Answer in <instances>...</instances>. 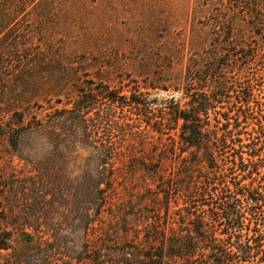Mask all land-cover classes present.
<instances>
[{
  "label": "trees",
  "instance_id": "1",
  "mask_svg": "<svg viewBox=\"0 0 264 264\" xmlns=\"http://www.w3.org/2000/svg\"><path fill=\"white\" fill-rule=\"evenodd\" d=\"M44 1L0 0V57H11L10 66L15 65L12 61L22 62L14 76L24 68L48 63L43 58H13L26 49L15 30L17 22L30 14L25 7ZM214 2L217 11L212 24V55L188 60L181 81L173 84L174 90L180 92L179 98L166 99L159 115L153 112L152 101L140 99L143 93L138 89L123 93L103 80L87 81L75 89L64 81L39 86L36 95L46 100L49 94L53 100L48 101L51 105L44 118L27 121L24 110H8L9 117L0 125V133L12 153L31 164L42 182H65L66 177L54 168L72 158L77 146L91 151L88 159H94V168L88 171L85 225L99 213L98 196L107 203L105 192L114 174L107 161L112 156L107 151L111 145L99 139L97 125L91 122L99 114H107V106L121 110L125 107L137 116V133L145 129L157 133L153 142L158 145H148L150 138H140V145L151 146L149 157L145 153L131 154L133 170L137 169L144 179L143 191L118 217L120 238L136 243L126 255L134 262L120 264H264V156L260 153L264 147L239 145L243 141L255 142L264 130L260 119L264 117L260 112L264 106V69L250 75L247 67V61L258 55L250 41L264 45V0ZM226 34L234 56L228 73L206 83L212 81V71L217 73L215 76L221 71L219 52ZM36 55L43 54L40 51ZM80 72L71 68L68 77L76 80ZM202 72L207 78H200ZM27 86L23 81L18 90L32 93ZM225 97L228 106L220 107L218 104ZM242 123H248L249 132L243 131ZM122 124L125 122L118 128ZM170 130L174 131L173 136ZM135 139L132 145H139L138 138L131 140ZM167 140L174 145H166ZM64 186L56 185L45 196L62 197L67 194ZM44 188L46 191L47 185ZM47 201L50 203V199ZM29 228L20 230V235L32 238L39 232L38 228ZM45 229L49 230L47 225ZM13 232V228L0 227V249L11 248ZM50 236V246L58 243L55 248H68L62 234ZM138 245L144 247L138 249ZM69 249V257L79 260L80 253Z\"/></svg>",
  "mask_w": 264,
  "mask_h": 264
},
{
  "label": "rangeland",
  "instance_id": "2",
  "mask_svg": "<svg viewBox=\"0 0 264 264\" xmlns=\"http://www.w3.org/2000/svg\"><path fill=\"white\" fill-rule=\"evenodd\" d=\"M214 1L45 0L38 6L27 5L25 8L30 14L20 19L15 27L26 49L15 53L13 58L19 61L43 58L48 63L33 69L24 68L21 74L14 76L15 69L22 62L12 61L15 65L10 66L11 57H8L9 60L0 57L1 127L10 115L6 112L8 110H24L27 121L32 117L44 118L51 105L48 101L52 103L53 100L49 94L46 100H41L36 95L39 86L43 83L62 84L64 81L75 89L77 85L80 87L91 80H103L111 88H118L123 93L138 89L143 93L140 99L152 101L151 108L155 115H159V109L166 99L179 98L180 92L174 90L173 84L181 81L188 60L199 55H212V24L217 11V6L212 5ZM227 37L228 34L223 38L219 52L223 64L221 71H218L217 76L212 71V81L206 83H213L216 77L228 73V64L234 56L230 54L232 47L228 45ZM250 46L258 51L257 58L247 61L248 65L246 63L248 73L252 75L264 69V45L251 40ZM40 51L43 55L38 58L36 53ZM71 68L82 71L76 80L68 77ZM41 71L49 72L41 74ZM199 76L207 78L203 72ZM23 81L27 82L28 90L32 93L25 94L18 90ZM156 86L158 88H152ZM227 101L228 97H225L218 105L225 108L228 106ZM183 102L181 100V104ZM57 106L61 107L62 104ZM110 107L107 106L104 111L107 114H99L96 121L91 122V125H97L99 139L111 145L107 151L112 156L107 161L108 169L114 174L111 186L105 192L107 203L98 196L96 204H100L99 213L89 225L84 224L83 214L88 210V171L94 168V159H88L91 151L77 146L71 153L72 158L54 168L66 177L65 182H60L61 179L42 182L40 174L31 164L12 153L0 133V227L14 230L11 248L0 249V264L134 262L132 257L129 256L128 260L127 256L136 243L128 238H120L118 217L136 201L137 193L143 191L141 181L144 179L137 169L133 170L131 154L138 156L145 153L149 157L151 146L140 145V138H150L152 141L148 145H158L153 142L157 133L150 129L137 133V116L133 110ZM220 107L217 109L221 110ZM260 109L264 116V106ZM260 119L264 121V117ZM123 121L125 124L118 128L117 125ZM242 128L249 132L248 123H242ZM169 133L174 135L173 130ZM134 138L139 139V145H132L136 141L131 140ZM166 145L174 143L167 140ZM239 145L264 147V130L258 134L255 142L248 144L243 141ZM260 153L264 156V148ZM61 183H64L67 194L64 193L60 198L58 195L45 196L47 191L54 190ZM47 199H50V203ZM128 211H132L131 208ZM30 226L38 228L39 232L32 238L21 236L19 231H28ZM55 233L64 236L63 243L68 248H55L58 243L50 246V235ZM141 247L144 246L138 245V249ZM69 248L80 253L79 260L69 257Z\"/></svg>",
  "mask_w": 264,
  "mask_h": 264
}]
</instances>
